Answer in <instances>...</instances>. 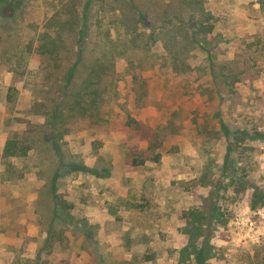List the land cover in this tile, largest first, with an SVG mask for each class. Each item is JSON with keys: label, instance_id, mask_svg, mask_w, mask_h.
I'll return each mask as SVG.
<instances>
[{"label": "rangeland", "instance_id": "374dc122", "mask_svg": "<svg viewBox=\"0 0 264 264\" xmlns=\"http://www.w3.org/2000/svg\"><path fill=\"white\" fill-rule=\"evenodd\" d=\"M257 187L264 2L0 0V264H264Z\"/></svg>", "mask_w": 264, "mask_h": 264}, {"label": "trees", "instance_id": "16d2710c", "mask_svg": "<svg viewBox=\"0 0 264 264\" xmlns=\"http://www.w3.org/2000/svg\"><path fill=\"white\" fill-rule=\"evenodd\" d=\"M264 2V0H261ZM101 75V72L98 70L94 73V76L89 80L88 82H81V89L77 92H73L72 94V100L68 101L66 104V107L69 111V113H76V112H83L84 114L87 113V111H94L97 109V98L99 97L100 93L98 91L99 88H96L95 86L100 84L101 82H96V80ZM65 111V110H64ZM61 112L60 109L57 111ZM4 153L6 157H13V156H23L28 153V147L24 146L19 140L17 139H9L5 145ZM253 201L255 207H257V202L262 201L264 205V191L261 188H255L254 195H253ZM57 215H59V209L55 210ZM60 217V215L58 216ZM192 251L193 259L196 262V264H206V260L210 257V254L206 249H188ZM190 257V256H189Z\"/></svg>", "mask_w": 264, "mask_h": 264}]
</instances>
